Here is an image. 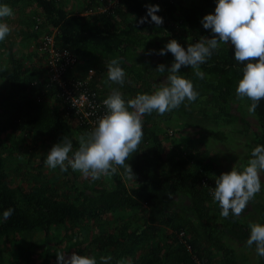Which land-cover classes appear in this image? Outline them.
<instances>
[{"label":"trees","instance_id":"trees-1","mask_svg":"<svg viewBox=\"0 0 264 264\" xmlns=\"http://www.w3.org/2000/svg\"><path fill=\"white\" fill-rule=\"evenodd\" d=\"M23 1L26 0H2L11 8ZM34 1L43 12L45 25L57 31L56 48L75 55L77 63L87 61L100 66L111 57H118L124 70L132 71L125 62L133 56L132 51L140 39H146L143 36L146 31L159 28L161 33L169 35L170 40L176 39L184 47L205 36L200 22V9L196 6H190L186 11L183 9L188 27L186 30L179 33L170 24L176 18L180 0H159L164 6V10L157 13L163 17L160 25L154 22L138 23L139 18L146 15V5L154 4L156 0H122V6H116L113 11L92 15L69 12L58 0ZM200 1L214 11L215 0ZM86 7H89L88 3ZM123 11L129 18L123 24H117L115 18ZM40 32L33 31L32 36L38 38ZM170 56L173 55L170 53ZM8 57V65L0 72V80L9 84L8 95L4 99L0 98V133L53 131L71 139L76 149L79 140L73 128L49 102L50 98H57L66 113L67 108L56 85L50 84L45 56L41 53L44 61L42 65H26V62L17 58L10 45ZM241 68L242 64L233 58L232 46L228 45L219 47L206 63L200 65L204 78L197 77L192 69L183 75L193 82L199 92L195 101L202 97L210 99L218 114L231 123L238 120L231 112V103L239 99L235 88L242 75ZM134 72L139 78L145 75L143 71ZM70 75L73 76V72ZM96 81L97 75L90 86L99 92ZM241 99L247 105L251 103L247 97ZM254 114L260 125L258 142L264 144V99L259 101ZM154 117L151 113L144 114L142 118V140L152 143V156L145 158L140 150H136L126 161L131 165L133 175L122 167L125 175L133 178L137 184L128 187L117 171L110 176L114 182L113 187L96 188L90 193L81 192V200L77 201L63 199L57 189L47 185L14 187L5 160L0 154V213L7 208L14 210L6 220L0 222V264H5L6 243L19 233L42 231L48 235L55 227L62 226L69 230V225L86 220L99 222L115 210H132L140 206H146L148 214L141 226L134 229L123 226L118 228L119 231L104 230L90 241L89 245L94 250L104 256H111L108 264H120L141 247L144 253L138 264H207L206 260L210 258L200 242L222 253L224 264H240L235 259V250L225 246L218 238L217 234L223 230L224 225L211 218L210 202L213 198L210 183L215 187L216 179L213 166L198 160L193 154L184 156L176 152L165 157L166 148L162 137L152 128ZM77 128L83 127L78 125ZM180 193L190 199L189 214L186 210H167L165 206L168 199ZM261 211L264 223V202ZM165 228L170 232L163 236ZM183 234H188L190 239L184 238L183 241ZM164 238H167L165 242ZM251 248L255 250V244ZM258 258V264H264V257ZM48 263L45 259L44 264Z\"/></svg>","mask_w":264,"mask_h":264},{"label":"rangeland","instance_id":"rangeland-1","mask_svg":"<svg viewBox=\"0 0 264 264\" xmlns=\"http://www.w3.org/2000/svg\"><path fill=\"white\" fill-rule=\"evenodd\" d=\"M176 18L170 24L175 26L180 33L186 30L187 22L183 11L196 6L200 9V19L207 13L213 12L205 7L200 0H180ZM60 5L69 12L85 14L90 7L97 10V7L107 6L103 0H58ZM177 2V0L175 1ZM87 3L89 7H86ZM160 10H164L163 3L157 1ZM122 6V0L114 5ZM87 8V9H86ZM113 8V9H114ZM184 9V10H183ZM13 14L3 17L4 22L11 27V32L0 41V64L8 65V47L13 46L17 58L26 62V65L38 66L44 64L41 58V47L46 35H52L55 29L45 25L42 10L34 0H26L12 8ZM113 11V10H112ZM129 18L125 11L116 16L117 24H123ZM43 25V29H41ZM205 30L204 37H210L212 33ZM33 31H41L38 38L32 36ZM145 40L138 42L137 47L132 51L133 56L125 63L132 68V71L125 69L126 78L123 85L116 84L107 78V62L100 66L87 61H79L76 64L74 75H84L89 68H93L97 75V86L99 91L108 95L113 88H119L125 98L134 97L139 92H151L164 80L167 68L174 60L170 52L159 55L156 51L164 47L170 40L168 34L160 32L159 28L146 31L143 34ZM229 44L222 43L220 47H227ZM150 53V54H149ZM126 60V59H125ZM165 64V73L156 70L158 64ZM134 64V65H133ZM190 66H182L179 70L183 75ZM134 71H143L142 78L136 77ZM9 93V84L5 80H0V98L4 99ZM49 102L57 108L66 118L73 128L75 137L79 140L81 135L88 133L86 129H78L73 117L65 113L63 104L55 97ZM5 111V115H6ZM67 112V111H66ZM231 112L237 116L238 120L228 123L224 116L218 114V110L213 101L202 97L197 101H185L178 108L160 115L153 111L155 115L152 128L162 137L166 151L165 157L176 152L184 156L193 154L198 160L207 165L213 166V175L219 176L222 172L230 171L233 166L242 168L247 164L251 149L255 147L260 136V125L254 112L248 111L245 100L239 98L231 103ZM143 118V116H142ZM63 137L56 132L47 133H0V154L5 160L6 170L10 173L12 185L14 187L30 185H47L58 190L63 199L77 201L81 200V192L90 193L96 188H111L114 182L110 176H101L93 180L91 177H84L79 171H73L70 167L66 172H61L59 167L49 169L44 163V156L53 144L58 143ZM4 145V147H2ZM137 150L145 158L152 156V143L141 140ZM117 171L123 176L128 187H132L137 182L128 175H125L122 166H117ZM262 189L255 197L249 201L248 206L238 217H233L231 213L227 217L220 215L219 205L210 202L211 218L214 222L222 223L224 228L218 232V238L225 246L235 250V259L240 264H258V255L254 249L246 245V238L249 235V223H262L263 214L261 204L264 202V173L261 174ZM212 189L213 185L210 183ZM167 210H186L189 214L190 199L184 194H177L168 199L165 203ZM146 206L136 209L115 210L103 220H86L79 224L69 225V230L64 227L53 228L48 235L42 231L22 232L6 243L5 264H44L45 259L48 264H56L57 253L63 252L65 257L72 252L81 255L95 256L97 264L100 257L104 256L99 251L94 250L89 244L90 241L100 235L104 230L119 231L118 228L129 226L131 229L141 226L147 217ZM231 218V220H230ZM170 231L166 228L162 235ZM184 238L190 239L183 234ZM167 238L163 240L165 242ZM209 255L207 264H224L223 254L218 253L212 246L200 242ZM143 248H139L132 256L122 260L123 264H138L143 256ZM121 264V263H120Z\"/></svg>","mask_w":264,"mask_h":264},{"label":"clouds","instance_id":"clouds-1","mask_svg":"<svg viewBox=\"0 0 264 264\" xmlns=\"http://www.w3.org/2000/svg\"><path fill=\"white\" fill-rule=\"evenodd\" d=\"M159 4L146 5V15L138 23H163V17L157 13ZM13 14L12 8L0 0V41L11 32V27L3 17ZM150 17V20H149ZM204 29L212 33L195 43L182 46L176 39L169 40L164 47L156 51L159 55L170 52L174 60L164 80L151 92H139L134 97L125 98L119 88H113L102 100L105 113L96 121L95 127L79 137V146L74 149L72 140L64 136L52 145L44 156L43 163L49 169L59 167L66 172L70 167L84 177L93 180L101 176H111L122 166L133 175L131 165L126 163L136 152L143 137L144 114L153 111L163 115L178 108L186 100L195 101L199 92L193 82L179 71L182 66H190L199 78H204L200 65L207 62L222 43L233 48V58L242 64V75L236 82V95L247 97L251 103L248 111L254 112L259 101L264 99V0H215L214 11L201 18ZM149 53V54H150ZM165 64L157 65L159 73H165ZM6 65L0 64V72ZM108 80L123 85L126 73L118 57L107 64ZM264 173V144H257L251 149L246 165L242 168L233 166L230 171L216 176L215 187L211 195L220 208V215L238 217L262 189L261 174ZM7 208L0 213V222L13 212ZM246 245L255 244L259 257H264V223L250 222ZM111 256H102L100 261L108 264ZM56 264H97L95 256L72 252L65 257L57 253ZM123 264V262H121ZM128 264H131L129 261Z\"/></svg>","mask_w":264,"mask_h":264},{"label":"built area","instance_id":"built-area-1","mask_svg":"<svg viewBox=\"0 0 264 264\" xmlns=\"http://www.w3.org/2000/svg\"><path fill=\"white\" fill-rule=\"evenodd\" d=\"M103 1H106L107 6L97 7V10L90 7L84 15L110 12L119 2V0ZM54 32L44 37L41 47V53L47 63L50 84L56 85L58 94L67 108V115L75 119L77 126L90 132L95 127L97 119L106 111L102 104L106 94L92 90L90 84L96 74L93 68L88 69L84 75H70V72L75 70L77 59L72 53L59 51L56 48L57 31Z\"/></svg>","mask_w":264,"mask_h":264}]
</instances>
